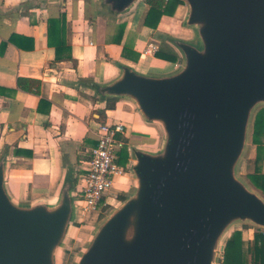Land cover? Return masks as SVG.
I'll return each instance as SVG.
<instances>
[{
    "label": "water",
    "instance_id": "95a60500",
    "mask_svg": "<svg viewBox=\"0 0 264 264\" xmlns=\"http://www.w3.org/2000/svg\"><path fill=\"white\" fill-rule=\"evenodd\" d=\"M96 1L100 14L123 18L146 0ZM182 1L192 36L165 38L178 56L172 73L122 64L110 82H82L104 108L131 101L160 139L154 149H130L132 188L70 264H221L237 226L264 231V195L240 174L253 115L264 105V0ZM8 162L6 148L0 264H61L80 217L76 168L65 166L54 201L20 203L7 189Z\"/></svg>",
    "mask_w": 264,
    "mask_h": 264
},
{
    "label": "crops",
    "instance_id": "0c3cea01",
    "mask_svg": "<svg viewBox=\"0 0 264 264\" xmlns=\"http://www.w3.org/2000/svg\"><path fill=\"white\" fill-rule=\"evenodd\" d=\"M148 11L145 1L137 5L132 15L112 18L99 13L96 0H0V155L8 148L7 189L16 202L54 201L69 164L77 171L76 186L90 149L97 145L101 125H124L125 134L118 138L127 140L129 160L122 167L125 171L132 147H157L158 131L142 119L131 101L118 99L113 109L107 110L82 87L86 80L112 81L120 75L122 64L153 75H167L175 70L178 60H160L155 53L169 49L176 55L165 38L192 36L185 27L187 6L179 5L173 16H163L156 30L144 26ZM60 16H65L64 35L59 32L50 37L49 44V19ZM121 24L126 28L121 44H117ZM62 37L68 50L60 49L57 54L55 45ZM124 47L130 55H139L137 62L123 57ZM159 66L169 68L152 70ZM20 78L40 81V94L21 89ZM261 112L264 113V105L253 115L240 164L241 176L255 189L248 175L256 170L258 150L253 136ZM134 137L142 143L133 144ZM262 141L264 144V137ZM124 143L123 140V147ZM262 157L258 168L264 174V151ZM132 186V176L126 171L124 177L116 179L106 196L109 205L98 218L86 219L80 213L76 232L84 227L92 229ZM255 230L250 226L235 229L241 232L247 264H251L249 249Z\"/></svg>",
    "mask_w": 264,
    "mask_h": 264
},
{
    "label": "trees",
    "instance_id": "16d2710c",
    "mask_svg": "<svg viewBox=\"0 0 264 264\" xmlns=\"http://www.w3.org/2000/svg\"><path fill=\"white\" fill-rule=\"evenodd\" d=\"M145 4L149 6V11L146 16V19L144 21V26L146 28L156 30L161 18L163 16H173L176 8L179 5H184V2L182 0H146ZM49 44H52L50 42V37H55L59 35V32L62 33V36L64 35V26H65V16H60L59 18H50L49 19ZM126 26L124 24H121L119 26V30L116 34V42L117 44H121L123 40V36L125 33ZM57 54L59 53L60 49H67L64 45V39L63 37L60 39V43L55 45ZM123 57L130 59L132 61L137 62L139 59V55H130L126 50V47H124ZM71 59V57H67ZM155 58L164 60L167 62L175 63L177 62L178 58L173 53V51L169 49H160L155 53ZM18 86L23 89L25 92L33 93L35 95L40 94V81L37 80H24V79H18ZM43 101L40 100V103ZM114 101H109L107 105V110H112L114 107ZM264 137V113L261 112L257 116L255 126H254V136H253V142L255 145H257L258 155L256 159V170L254 173L249 174L248 178L251 181V183L259 189L263 195H264V174L261 173L260 168L258 166L261 164L263 157H262V151H264V144L263 139ZM124 140V147L123 150L119 153L117 163L119 166L125 168L128 160V146H127V140ZM250 255H251V264H264V232L255 230L254 232V239L252 242V246L249 249ZM241 262V263H240ZM247 264L244 260V252H243V241L241 232L237 231L234 232L231 237L228 239L223 254H222V264Z\"/></svg>",
    "mask_w": 264,
    "mask_h": 264
},
{
    "label": "built area",
    "instance_id": "2783aa9c",
    "mask_svg": "<svg viewBox=\"0 0 264 264\" xmlns=\"http://www.w3.org/2000/svg\"><path fill=\"white\" fill-rule=\"evenodd\" d=\"M124 134L122 124L99 127L97 145L90 149L84 173L78 177L75 186L79 210L86 219L99 217L109 205L106 196L114 188L116 179L126 173L117 163L118 151L123 147V140L118 135ZM220 262L222 264V257Z\"/></svg>",
    "mask_w": 264,
    "mask_h": 264
},
{
    "label": "rangeland",
    "instance_id": "374dc122",
    "mask_svg": "<svg viewBox=\"0 0 264 264\" xmlns=\"http://www.w3.org/2000/svg\"><path fill=\"white\" fill-rule=\"evenodd\" d=\"M168 68H169V66H164V68L159 66L157 68H153L152 70L153 71H159V70L161 71V70H167ZM131 141L133 144L142 143L136 137L132 138ZM126 171H128V170H126ZM122 193H124V191ZM90 232H91V229L84 227L81 230H79L78 232H75L73 238H71V237L68 238L67 244L65 245L66 248L64 249V251L61 254V264H70L69 263L70 259L77 257V255H79V251L85 246L86 241L89 238Z\"/></svg>",
    "mask_w": 264,
    "mask_h": 264
},
{
    "label": "bare ground",
    "instance_id": "6f19581e",
    "mask_svg": "<svg viewBox=\"0 0 264 264\" xmlns=\"http://www.w3.org/2000/svg\"><path fill=\"white\" fill-rule=\"evenodd\" d=\"M142 10V9H141ZM189 34V33H188ZM184 36V35H183ZM191 37V36H190Z\"/></svg>",
    "mask_w": 264,
    "mask_h": 264
}]
</instances>
